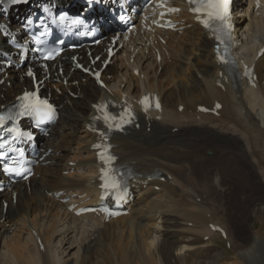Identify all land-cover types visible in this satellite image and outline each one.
I'll list each match as a JSON object with an SVG mask.
<instances>
[{"label": "bare ground", "instance_id": "bare-ground-1", "mask_svg": "<svg viewBox=\"0 0 264 264\" xmlns=\"http://www.w3.org/2000/svg\"><path fill=\"white\" fill-rule=\"evenodd\" d=\"M236 6L239 51L255 63L256 86L218 63L215 40L187 7L176 16L181 30L132 37L104 70L106 87L74 68L75 53L89 62L85 48L57 60L64 73L51 67L43 91L61 115L38 138L43 163L29 181L0 194V264H264V55L257 58L255 48L264 46L255 39L264 34V11L251 12L244 0ZM14 17L0 21L18 29ZM6 40L0 30V54L13 50ZM103 49L95 48L101 60ZM23 72L13 66L0 73V108L30 86ZM148 92L160 94L161 111L139 112L112 138L118 162L136 174L130 213L108 222L75 215L70 205L98 201L96 135L88 130L96 103ZM217 102L218 115L199 110ZM217 235L230 248L219 249Z\"/></svg>", "mask_w": 264, "mask_h": 264}, {"label": "snow or ice", "instance_id": "snow-or-ice-1", "mask_svg": "<svg viewBox=\"0 0 264 264\" xmlns=\"http://www.w3.org/2000/svg\"><path fill=\"white\" fill-rule=\"evenodd\" d=\"M190 3L198 5V7L193 9L195 12H203L209 18V20L214 19L219 21L221 24H224V21L227 18L229 0H190ZM204 23L205 26H207L208 21L206 20L204 21ZM225 27L230 29L231 25H225ZM46 58L51 59L52 57L48 56ZM31 74L32 73L29 72V75ZM28 96L29 94L26 93L25 98H28ZM147 99L148 98H145V100L142 101V103H146ZM45 106L47 108V113H45V115L48 116V119L54 118V109L52 108V106L51 105H45ZM24 107L25 109H27L29 105H25ZM32 107L37 113L40 112L39 107L35 105H33ZM156 107L159 108V103L156 104ZM104 119L108 120L109 117L105 116ZM3 171L9 174L15 173L16 175H22L21 169L17 167H13L8 164H5L3 166ZM104 187L107 189L108 185H104Z\"/></svg>", "mask_w": 264, "mask_h": 264}, {"label": "rangeland", "instance_id": "rangeland-1", "mask_svg": "<svg viewBox=\"0 0 264 264\" xmlns=\"http://www.w3.org/2000/svg\"><path fill=\"white\" fill-rule=\"evenodd\" d=\"M256 36L258 37V39H261L260 37L264 36V34L261 35L260 33H258ZM241 53H242L243 56H247L246 55V52L244 50L241 51ZM223 240L224 239L222 237L219 238V235H217L216 238H215V240H214V242L216 243L217 247H219V249H221V247H223V246L226 247L225 246V243H227V241L225 239V243H224ZM227 247L229 248V246H227Z\"/></svg>", "mask_w": 264, "mask_h": 264}]
</instances>
